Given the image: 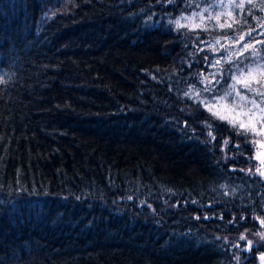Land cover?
<instances>
[{"label":"trees","instance_id":"1","mask_svg":"<svg viewBox=\"0 0 264 264\" xmlns=\"http://www.w3.org/2000/svg\"><path fill=\"white\" fill-rule=\"evenodd\" d=\"M218 2L0 0V264H260L240 235L263 230L262 127L230 121L251 106L236 92L264 96L249 77L220 99L232 64L208 65L252 39L264 0ZM214 72L218 116L192 90Z\"/></svg>","mask_w":264,"mask_h":264},{"label":"snow or ice","instance_id":"2","mask_svg":"<svg viewBox=\"0 0 264 264\" xmlns=\"http://www.w3.org/2000/svg\"><path fill=\"white\" fill-rule=\"evenodd\" d=\"M167 2L171 4L174 2V0H167ZM251 2H252V0H249V3H251ZM189 6H191V5H189ZM197 7H198V5H197ZM212 7H213L212 5H209V7H206L203 9V12H209V9ZM216 7L217 8L223 7V0H219ZM232 7H233V9L243 10V4L242 3H235V0H233ZM221 14L222 13H220V12H216L215 16L210 15L208 18L209 19L214 18V19L219 20V17ZM193 16H201L202 17V13H194ZM183 19L190 20L189 17H183ZM236 22L238 23L240 21L237 20ZM175 23L178 27H185L186 26V25H181L180 20H176ZM243 23L247 24L248 20L244 19ZM224 26L225 25H223V24L220 25L221 28H223ZM228 27H232V25L228 24ZM261 27H264V24H261ZM255 31H256V28L254 26H250V28L246 34L249 37H251L252 39L250 41L244 43L242 45L241 50L238 53L234 52V51H229L228 48L225 47V53H226L225 56L219 57V58L214 57L212 59V61L209 62L208 66L213 67V68H216L218 65H220L222 60H225L227 62H231V64H232V67L227 69V71L231 73V76L229 77V79L233 80L234 83L229 86V88L225 91V95L223 97H220V99H227V97L230 96L235 91V84L240 83L242 81H247V79L249 77H251L253 80H255V82L257 84H259L260 87L259 88H253V87H251V84L247 83V82L244 83V87L247 88V90L249 92L255 93L256 95H259V96H264V63H262V61H264V55H261L260 50L256 49L254 44L252 43V41L255 40L256 43L264 44V41L256 40V37H254L252 35V33ZM259 35L264 36V32L259 33ZM225 36L229 40H237L236 37L229 36L227 33H225ZM242 40H244L243 35L238 37V41H242ZM199 43H205V41L201 40V41H199ZM216 44H220L219 39L216 40ZM249 49H251V54L249 56H245L244 59L248 61V63L245 64L243 60H239V56H243L244 53L246 51H248ZM200 50L203 51V49H200ZM213 51H215L214 48H213ZM233 57H236V60H233ZM203 59L205 61H209L208 56H205ZM199 75L202 77L201 83H203L204 81H207V84L205 85V87L203 89H200V90H195V85L192 86V90L195 91V100H199V102L201 104H205L206 107L208 108V110L210 112H212L213 116H218V113L213 111V107L217 101V98H216V96H214L212 94L216 91V88L220 84V80L217 79V76H221V79L223 77H222L220 72L210 73L209 75L211 76V79H209L208 76H204L203 73H199ZM257 76L259 78H257ZM3 83H4V80L2 77H0V84H3ZM202 92L209 93L210 95L207 98H202L201 97ZM185 95L188 96L189 99H194L191 92L185 93ZM236 95L240 97L241 101H245L246 105H251L250 107L247 108V111L244 112V115L246 117H248L249 120H251L252 118H255L257 115H259L260 120L258 122H260L261 126L264 127V107H261V105L264 104V100L257 102L254 98L250 99L247 96L241 95L239 92H236ZM241 110H243V109H241ZM219 118L222 120L227 119L224 116H220ZM230 123H232L233 127H236L238 129H245L246 131L248 130V129H246L245 123L243 121H240L238 124L235 121H230ZM205 126L207 128V136L210 137L212 141H215L216 136L213 134V124H212V122L207 121V118H206V125ZM225 130H227V129H225ZM251 131H255V129H251ZM235 135L236 136H243L244 133L237 130L235 132ZM206 143H207V141H206ZM223 143L228 144L229 141L223 140ZM235 147L237 149H240V147H241L240 143H236ZM241 154H243V152H241ZM256 172L260 176L264 177V171H261L259 168H257ZM193 203H195V201H193ZM204 218L208 219L209 217H204ZM261 224L264 225V220H261ZM258 235H264V234L258 233ZM240 239L245 240V236L241 235ZM252 243L253 242L251 240L247 241L248 246H251ZM235 247L240 248V245H235ZM244 250L247 251V250H249V248H245ZM260 259H261V261H264V255H261ZM237 261H239V257H237Z\"/></svg>","mask_w":264,"mask_h":264},{"label":"rangeland","instance_id":"3","mask_svg":"<svg viewBox=\"0 0 264 264\" xmlns=\"http://www.w3.org/2000/svg\"><path fill=\"white\" fill-rule=\"evenodd\" d=\"M255 32H263V30L261 31V26H258L256 28V31ZM255 32H253V33H255ZM246 33H247V31L244 32V33H242L241 35H243L244 38L249 37ZM241 35H239V36H241ZM252 43L254 44L255 48L258 47V46H262L263 45V44L256 43V42H252ZM249 50H251V49H249ZM220 105L227 112H229V113H232L233 112L232 110H230L231 108L229 109L225 103H221ZM246 111H244V110H237V111L234 112L235 113L234 116H235L236 120H238L237 122L239 123L240 121H243L245 123V126L247 128H249V129H255V131H257L258 129H256V127L258 125L260 127H262L261 126V123L258 122L260 120V116L257 115L255 118H252L251 120H249V118L244 115V112H246ZM261 132H262V135L264 137V127H262V131ZM252 145H253V148H254V157L253 158L255 160L254 174L259 175L256 172V169L257 168H259L261 171H264V140H254L252 142ZM260 177L264 180V177H262V176H260ZM262 228H263V230H261L258 233L264 234V225H262ZM258 233L256 235L253 234L252 236H254V237H252V238H249L245 234H242L243 236H245V241L246 242L248 240H251L253 242L252 245L249 246V247H254L255 245H257L258 242H261L262 244H264V235H258ZM240 237H241V235H240ZM261 255H264V250H263V252H262ZM260 264H264V261H261V259H260Z\"/></svg>","mask_w":264,"mask_h":264}]
</instances>
